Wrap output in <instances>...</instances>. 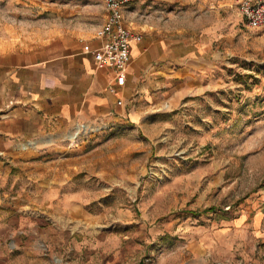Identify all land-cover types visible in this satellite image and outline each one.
<instances>
[{"label":"rangeland","instance_id":"374dc122","mask_svg":"<svg viewBox=\"0 0 264 264\" xmlns=\"http://www.w3.org/2000/svg\"><path fill=\"white\" fill-rule=\"evenodd\" d=\"M104 12L97 0H0V43L91 34ZM124 16L141 40L176 46L173 91L44 155L61 201L41 203L43 218L70 234L41 246L45 264H264V28H248L235 0H131Z\"/></svg>","mask_w":264,"mask_h":264},{"label":"crops","instance_id":"0c3cea01","mask_svg":"<svg viewBox=\"0 0 264 264\" xmlns=\"http://www.w3.org/2000/svg\"><path fill=\"white\" fill-rule=\"evenodd\" d=\"M100 42L94 32H72L0 43V264H45L41 246L60 247L70 237L43 218L50 214L41 203L61 201L44 155L66 139L82 137L87 124L121 115L129 102L149 95L156 101L173 91L181 58L176 46L161 51L147 37L131 43L126 81L112 93L113 70L83 51L84 43ZM23 176L31 179L30 188L17 182ZM248 226L256 234L260 225Z\"/></svg>","mask_w":264,"mask_h":264},{"label":"built area","instance_id":"2783aa9c","mask_svg":"<svg viewBox=\"0 0 264 264\" xmlns=\"http://www.w3.org/2000/svg\"><path fill=\"white\" fill-rule=\"evenodd\" d=\"M97 1L106 11L102 22L94 30V37L100 38L101 42L96 47L84 43L83 51L91 55L95 64L113 70L109 91L116 93L117 88L126 81V69L131 59V41H140L141 35L130 26L131 22L127 23L124 16V11L131 0ZM235 3L248 28H264V0H235ZM117 104H121L120 99L117 100Z\"/></svg>","mask_w":264,"mask_h":264},{"label":"bare ground","instance_id":"6f19581e","mask_svg":"<svg viewBox=\"0 0 264 264\" xmlns=\"http://www.w3.org/2000/svg\"><path fill=\"white\" fill-rule=\"evenodd\" d=\"M133 42H136V41L132 40L131 43H133Z\"/></svg>","mask_w":264,"mask_h":264}]
</instances>
